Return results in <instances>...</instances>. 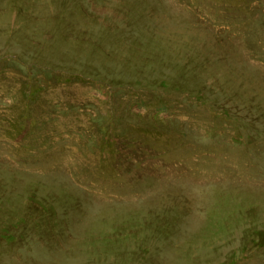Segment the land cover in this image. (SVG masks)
Returning <instances> with one entry per match:
<instances>
[{"label":"rangeland","instance_id":"rangeland-1","mask_svg":"<svg viewBox=\"0 0 264 264\" xmlns=\"http://www.w3.org/2000/svg\"><path fill=\"white\" fill-rule=\"evenodd\" d=\"M0 264H264V0H0Z\"/></svg>","mask_w":264,"mask_h":264},{"label":"trees","instance_id":"trees-1","mask_svg":"<svg viewBox=\"0 0 264 264\" xmlns=\"http://www.w3.org/2000/svg\"><path fill=\"white\" fill-rule=\"evenodd\" d=\"M168 84H167V86H171V87H174V85H176L175 83H171V81L170 82H167Z\"/></svg>","mask_w":264,"mask_h":264}]
</instances>
